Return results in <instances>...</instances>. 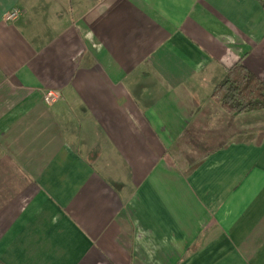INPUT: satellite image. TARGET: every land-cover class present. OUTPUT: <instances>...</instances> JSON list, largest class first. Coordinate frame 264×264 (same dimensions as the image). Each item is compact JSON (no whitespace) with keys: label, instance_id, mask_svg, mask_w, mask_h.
<instances>
[{"label":"crops","instance_id":"crops-1","mask_svg":"<svg viewBox=\"0 0 264 264\" xmlns=\"http://www.w3.org/2000/svg\"><path fill=\"white\" fill-rule=\"evenodd\" d=\"M238 61L264 81V0H0V264H264Z\"/></svg>","mask_w":264,"mask_h":264},{"label":"trees","instance_id":"trees-1","mask_svg":"<svg viewBox=\"0 0 264 264\" xmlns=\"http://www.w3.org/2000/svg\"><path fill=\"white\" fill-rule=\"evenodd\" d=\"M211 99L231 115L264 109V81L238 61L215 84Z\"/></svg>","mask_w":264,"mask_h":264},{"label":"rangeland","instance_id":"rangeland-1","mask_svg":"<svg viewBox=\"0 0 264 264\" xmlns=\"http://www.w3.org/2000/svg\"><path fill=\"white\" fill-rule=\"evenodd\" d=\"M254 111H256V110H254ZM223 112H225V111H223ZM249 112H252V111H249ZM207 135H209V134H207ZM188 139H192L193 140L192 143L188 142ZM188 139H187L188 143L184 144L183 148L180 151V154H182V150H183V155L181 158L183 159V161L185 163H186V161H191V160H194L196 157H199L206 150L205 148H202L203 143L201 141L197 142L196 138L192 137L191 135H188Z\"/></svg>","mask_w":264,"mask_h":264},{"label":"built area","instance_id":"built-area-1","mask_svg":"<svg viewBox=\"0 0 264 264\" xmlns=\"http://www.w3.org/2000/svg\"><path fill=\"white\" fill-rule=\"evenodd\" d=\"M19 17V10L16 8L11 9L6 15V21H14ZM61 98L60 93L56 89L46 90L42 96V101L46 106H51Z\"/></svg>","mask_w":264,"mask_h":264}]
</instances>
